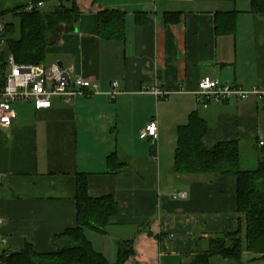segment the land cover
<instances>
[{
  "label": "crops",
  "instance_id": "obj_1",
  "mask_svg": "<svg viewBox=\"0 0 264 264\" xmlns=\"http://www.w3.org/2000/svg\"><path fill=\"white\" fill-rule=\"evenodd\" d=\"M76 2L74 28L50 42L44 63L72 66L76 75L97 80L102 94L78 96L70 105L56 97L39 110L31 102L12 105L16 117L0 128V253L25 242L36 252L56 250L54 235L77 225L76 181L84 174L91 195L110 194L117 202L105 233L85 230L110 263L117 243L132 238L134 253L123 264H191L205 239L238 229L236 176L175 175L176 129L195 110L208 125V149L239 140L240 168H257L264 96L204 105L194 92L203 76L264 91V17L250 11V0ZM22 4L0 0V11ZM106 8L125 12L123 40L100 37L97 13ZM232 10L234 31L216 34L215 13ZM166 13L178 20L165 21ZM113 81L121 93L109 99L103 92ZM156 86L161 96L151 92ZM152 120L155 143L140 136ZM113 153L115 171L107 164ZM180 190L187 196L173 199ZM208 264H264V254L243 252L240 263L212 255Z\"/></svg>",
  "mask_w": 264,
  "mask_h": 264
},
{
  "label": "trees",
  "instance_id": "obj_2",
  "mask_svg": "<svg viewBox=\"0 0 264 264\" xmlns=\"http://www.w3.org/2000/svg\"><path fill=\"white\" fill-rule=\"evenodd\" d=\"M30 2L40 8L25 10ZM17 7L1 12L4 20L2 35L6 41V52L11 53L17 63L39 64L45 60V49L64 30H71L77 22L80 9L76 0H29ZM51 8L45 10L44 6ZM250 11L264 17V0H250ZM237 11L216 12L214 30L216 34H230L236 25ZM10 16V20H5ZM99 35L105 40L124 39L125 12L103 9L97 13ZM171 16V17H170ZM17 19V23L11 20ZM165 21H177L178 16L166 13ZM208 125L195 110L188 114L185 124L176 129V146L172 171L175 175H202L208 180H217L224 174L236 176V211L238 229L229 233H216L205 239V248L196 254L191 264H208L212 255L241 262L243 252L264 254V146L255 170H243L239 155L243 144L239 140L217 141L211 149L204 144ZM115 154L107 156V164L114 171L120 167ZM77 225L67 228L53 237L56 250L36 252L30 242L15 251H2L0 259L6 264H123L134 253L133 239L117 243L114 263L99 251L85 234V230L106 232L111 217L117 213V202L112 195H91L84 174L76 181ZM200 237L196 238L199 240Z\"/></svg>",
  "mask_w": 264,
  "mask_h": 264
},
{
  "label": "built area",
  "instance_id": "obj_3",
  "mask_svg": "<svg viewBox=\"0 0 264 264\" xmlns=\"http://www.w3.org/2000/svg\"><path fill=\"white\" fill-rule=\"evenodd\" d=\"M44 5L39 2L33 5L28 2L25 10L30 11ZM0 11V128L11 126L16 112L12 105L16 102H31L36 110L48 108L52 100L60 97L70 105L78 96L102 94L99 91L97 80L76 75L72 66L65 67L57 62L45 64H24L17 63L11 53L6 52V41L2 35L4 20ZM156 96L162 95L159 87L151 88ZM121 93L119 83L111 82L110 89L103 92L109 99H114ZM197 99L204 105L209 103H220L231 99H247L251 95L258 99L264 96V91L253 88L244 89L239 86L219 82L209 76L200 78L195 90ZM142 138H150L152 143L156 142L157 122L150 121L140 132ZM262 144V142H260ZM187 193L184 190L177 191L172 195L173 199L185 198ZM3 218L0 216V226ZM5 240L0 237V245ZM1 260V259H0Z\"/></svg>",
  "mask_w": 264,
  "mask_h": 264
},
{
  "label": "rangeland",
  "instance_id": "obj_4",
  "mask_svg": "<svg viewBox=\"0 0 264 264\" xmlns=\"http://www.w3.org/2000/svg\"><path fill=\"white\" fill-rule=\"evenodd\" d=\"M29 0H23L24 3L28 2ZM51 7L49 5H46L44 6V9L45 10H49ZM5 20H10V16H5ZM11 20H14L15 23H17V19L16 18H12L11 17Z\"/></svg>",
  "mask_w": 264,
  "mask_h": 264
}]
</instances>
